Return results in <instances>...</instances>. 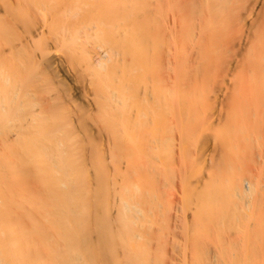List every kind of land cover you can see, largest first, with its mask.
Instances as JSON below:
<instances>
[{
	"label": "rangeland",
	"instance_id": "obj_1",
	"mask_svg": "<svg viewBox=\"0 0 264 264\" xmlns=\"http://www.w3.org/2000/svg\"><path fill=\"white\" fill-rule=\"evenodd\" d=\"M11 1L15 2V6H12V10V7H8L10 11L16 10L17 13L18 9L22 8L21 16L24 17V20L18 18L23 22L21 27L18 26L19 29L13 24L9 29L11 38L15 41L27 38L36 21L50 22L52 17L56 18L57 26H61L62 32V25L80 11L67 10L69 0H61L64 7L63 4L60 5V0V3L57 0H20L21 3L19 0ZM174 1L162 0L160 3L161 0H146L142 3V0H135L137 6L151 4L150 9L136 10L145 12L143 14L131 13V9H121L119 2L117 6L109 4V9L106 7L107 14L109 12L110 15H117L116 17L122 12L118 19L119 24L123 23V29L117 30L113 25V38L115 36L120 40H126L128 31L133 28L134 17H138V14L148 17L143 18L147 25L150 23V45L146 46L145 50L140 47L141 52H144H138L141 58L147 59L144 63L139 58L143 65L136 60L139 55L134 57L130 54V48L127 52L124 50L126 48H123L125 52L116 53V59L108 55L104 57L106 48L110 45L112 48L116 47L107 41L110 33H104L106 36L97 34L95 30V35L90 39L84 38V44L76 50L70 47V37H64L61 41L57 38L54 44L61 42L60 48L64 50L65 53L62 52L66 55L65 60L67 59L69 67L71 66L72 77L84 85L83 91L68 93L71 91L70 88L67 89L69 82L62 84L66 80L60 82V79H55L43 64L39 53L50 43L53 44L57 37L53 36L55 32L52 29L37 37L33 45L24 46L26 53L23 51L24 53L19 54L23 59H18L20 69L17 65L18 68L15 66V69L18 70H13L15 63L10 65L12 69L10 66L8 68L12 76L13 90L16 88V91H19L13 111L7 112L4 119L7 123L2 120L3 124H10L12 127L14 124L11 122L18 121V114H28V117L35 110L38 112L36 118L39 116V122L42 121L41 126L37 125L40 128L38 137L40 134L41 137L44 134V138L46 135L56 137L61 128L65 132L62 138L72 137L73 149L84 157V163H78V167L82 164L83 172L86 171L90 176L88 186L92 185L91 190L95 191L96 198L102 194L99 206L103 205L104 209L99 224L104 222L102 227L107 225L105 231L103 230L104 235L107 230L106 236H102L108 240L102 241L107 243L109 250L108 253L107 249L104 252L107 257L112 258L111 264H115V261L117 263L119 257L123 262L118 261L123 264H264V89L251 84L256 77L258 80L260 71L263 70L259 69L258 62L262 55L264 56V0H213V4L217 3L216 6H212V0L208 1L209 6L205 0ZM57 5L63 7L62 11ZM206 6L210 11L207 12ZM210 6L215 7V10ZM55 11H59L57 16L53 15ZM32 14L35 15V22L30 21ZM212 27L218 30L214 39L209 37L214 30ZM179 30L186 32L183 37ZM100 38L104 39L103 42ZM178 43L184 47L181 46V49ZM210 47L213 48V53ZM182 51L185 54H182ZM23 54L27 55L24 57ZM22 61H25L24 69L21 68ZM125 69L128 74L131 69L132 71L128 75ZM109 70L114 72L113 76L118 77L116 81L120 80L117 83L118 89L115 86L110 87V82L114 79L111 74H106ZM261 73L264 77V71ZM101 78L108 80L102 81ZM105 83H108L107 86ZM9 88L12 90L11 85ZM110 95L117 99L113 97V100H110L106 97ZM86 96L98 103L92 101V105L90 101V105L87 101L86 105V100L82 99ZM13 114L17 117L14 118ZM9 116L11 120L8 119ZM29 118L25 120L28 122ZM29 122L25 124L30 125L31 121ZM1 123L0 126L3 127ZM33 125L32 128L28 127L31 132H28V136L34 133L30 131V128L34 130L36 127ZM132 141L137 146L139 142L142 143L139 146L140 151L130 147ZM0 147L2 149L3 144ZM5 153L6 151L2 154ZM15 154H9V162L13 166L16 165L15 162L18 164V159H22ZM14 155L16 158L13 159H17L15 162L13 159L11 161ZM32 155L29 165L25 163L26 167L23 169L17 165L14 168L22 171L26 168L29 173L26 183L33 181L28 184L30 188L35 184L37 185L34 187H40L35 188V192L33 189H30L33 192L29 191V195L33 194V202L42 199L48 201V197L44 196L46 189L47 193L51 191L52 196L51 181L46 180L49 177L45 171L44 175L39 174L41 177L36 175L38 172L35 170L34 174L33 169H38L39 165L31 160L35 159ZM20 161L24 162V159ZM64 175L61 174V177ZM43 179L44 182L41 181ZM250 180H253V183L259 180L261 195L254 189L246 199L238 197L236 206L232 205L229 192L234 193V187L241 184L240 182L248 183ZM38 181L44 183V186L46 184L44 196L43 191H40L43 185ZM77 182L73 187L68 183L61 188L65 197L68 189L73 188L68 192L77 194L75 188L80 181ZM130 186L132 190L128 192L126 188ZM79 187L78 195L74 196L75 200V197L80 195ZM28 188L24 190L28 191ZM68 192L66 203L61 200L63 205H67L69 201ZM38 193L41 195L38 196ZM83 197L87 199L86 196ZM122 199L129 200L131 208L128 211L123 208L125 206ZM43 201L39 202L41 206ZM245 202H249L250 207ZM60 204L62 206V203ZM112 209L114 213H109ZM224 209H230V212L236 210L238 213L233 212V215L229 212L230 214L222 215L221 211ZM75 215L76 213L70 216L75 220ZM74 220L71 221L74 223L71 226L75 236L78 230H75L77 227ZM73 235L70 238L74 243L76 237ZM79 241L76 242L79 243L78 248L84 239Z\"/></svg>",
	"mask_w": 264,
	"mask_h": 264
},
{
	"label": "bare ground",
	"instance_id": "obj_2",
	"mask_svg": "<svg viewBox=\"0 0 264 264\" xmlns=\"http://www.w3.org/2000/svg\"><path fill=\"white\" fill-rule=\"evenodd\" d=\"M29 1L31 2V0H29ZM33 1L38 2L37 0H33ZM57 1H55L54 4H56ZM69 1H70L69 4H68V1L66 2L68 4V7L66 8L67 10L72 9L71 11H73V10H79L80 9V11H81V9H82V12H80V11L76 12L74 15H72L73 17L71 18V20H69L67 23H64V25H62V27H64L63 31H62L63 34L60 31L61 26L60 27L57 26V23H56L57 20L55 17H52L50 22H48V20H47V22H45V23H42V21L37 23L36 20H35L36 22L33 20V18H35L33 16H35V15L32 14L30 21L35 22V25L31 27V28L34 27L33 29H30V30L28 29L29 31L32 30L31 34L28 35L27 38L25 37L24 39L21 38V39L15 41L14 39L11 38L12 33L11 34L9 33L10 32L9 29H11L10 27H12L11 26L12 24H13V26L17 25V27L22 26L23 22L21 21L22 22V24H21L20 19L18 20V18H21V20H24V17L21 16L22 15L21 14L22 8H19L18 11L19 10L20 11L19 12L17 11V13H15L16 10H13L14 12H12V11H10V8L15 4V2H12L11 0H9L8 2H7V0H0V123L2 122L1 125H3V127L0 126V134H1V136H0L1 145L0 146H2V144H3L2 149L3 150L5 149L4 152L6 151L5 154H2V153H4L2 151L0 152L1 153L0 156H2L0 158V264H111V262H112V258L107 257L106 252H104V250L107 249V247H106L107 243L103 242V241L104 240L107 241L108 239L106 240L103 238V236H106V232H107V230H106V232H104L105 233V235H104L103 230L105 231V228L107 225L102 227V224L104 222H101L99 224V222L101 221L100 218H102L101 214L103 215L102 209H104L103 205H101V207L99 206V203L101 202L102 194H99L98 195L99 197L97 199L95 191L93 192V190H91L92 185L88 186V180H90V176L87 175L86 171H85L86 174L83 172V170H82L83 166H81L82 164H80L81 169H80V166L78 167V165H79L78 163H84V157L81 156V154L78 153V151L73 149L74 140L71 139L72 137L69 139H65L64 137L62 138V136H63L62 134L65 133L64 129L61 130L62 128L59 129L58 133L56 132L57 133L56 137L52 138V137H49L46 135V137L44 138L43 137L44 134L42 137H41L42 134H40V136L38 137L37 136V135H39L38 130H40V128H38V127L41 126L40 124L42 123V121L39 122V119H40L39 116L37 117L38 119L36 118L38 112L35 110L29 114L30 116H28V117H30L29 121H31V124L33 122V124L36 126V127H34V125L32 124L34 127V130H31V128H32L31 124H30L31 126L25 124V122L30 123L29 121L28 122L26 121L27 120L26 118H28L27 113H26L27 115L24 116L21 112V114L23 116L18 114L19 118L17 117V115L14 116V114H13L14 118L17 117L18 121L16 120L17 122L13 123V120H12L11 124H14L12 127L10 126V124H9L10 127L7 124H5V126H4V124H3L4 122L2 121L6 118V114H8L7 112H9L10 110L13 111L14 103H15V100H16L17 95H18L17 92L19 91V90L16 91L17 90L16 88H15V91L13 90L12 76L10 75L9 69H8L9 66L10 65L12 66L15 63V65H13V68H14L13 70L17 71L18 69H20V66L18 65L19 64L18 59H23L22 57L20 58L21 55H19V54L25 52L23 47L28 45V44L33 45L34 43H36L37 37H39L42 34L44 35V33L50 31V29H52L55 32L53 36H55V37L57 36L56 40L53 41V44H51V43L49 44V42H48L49 45L47 44L48 45L47 48L42 50V52H40V53L38 52V53H39V56L42 58L43 64L46 66L49 73L55 79L56 78L60 79L59 80L60 82L63 80H66V82L63 81L62 84L69 82V84H68L69 87H67V89L70 88L71 91L68 93H71V94L73 91H75V92H79L80 90L83 91L82 88H84V85L82 86V83H79L80 82L79 80L72 77L73 74H72V71L70 69L71 66L69 67V65L67 63V59L65 60L66 55H63L64 50H62L60 48L61 42H59V44H54V43H56L57 38L60 39V41H61L64 37H67V38L70 37L68 39L69 42L71 43L70 47H72L73 50H76L79 47L80 48L82 47V45L84 44V43L82 44V41H84V38L90 39L92 36L95 35L94 34L95 30H97V34L98 33H102V34L110 33L111 38L108 36L107 38L109 40L107 38L106 39H107V41L112 43L114 46H116L115 47L116 49L112 48V45H110V47L105 49L103 56L107 57V55H108V57H111L112 59L117 58V57L115 58V56L118 55V54L116 55V53H120V52L123 53L126 50H129L128 48H130V52H131V53L130 52L129 53L132 54L133 56L139 55L138 52H141V50H142V48L140 50V47H143L144 48L143 50H145V47L150 45V40H151V37H150L151 33L149 32V28H150L149 24L150 23L147 25L146 20L143 18V17L146 18V16L140 15L142 13V11H140L141 9H150L149 8V6L151 5L150 3H149V6L143 5V7H142V6H137V4H135V3H137V2H135V0L134 1L133 0H69ZM94 1H96V3ZM205 1L208 2L209 0H205ZM60 2H61V0H60ZM118 2H119V5L122 7L121 9H124V8L131 9V13L135 12L134 14H137L140 12V14H138V17H134V19L132 21V24H134V25H132L133 28H132V30L130 28V31H128L126 40L116 39L115 36L113 38V31H115L113 29L114 26L117 28V30L123 29V23L119 24L120 19H118L122 12L120 13V15H118L119 17H116L117 15L116 16L110 15L109 12L107 14V12H106V7L108 8L109 4H115V6H117ZM133 2H134V4H133ZM143 2H146V0L145 1L142 0V3ZM207 2H206V4H207ZM19 3H21L20 0H19ZM97 3H98V5H97ZM122 3H124V4H122ZM160 3H162V0ZM174 3H175V1L173 2V4ZM209 3L210 2H208L207 6H209ZM220 3H221V1L219 2V4ZM8 4L9 5L11 4V6H9ZM61 4H63V7H64V3L61 2L60 5ZM139 4H141V3H139ZM144 4H146V3H144ZM163 4H165V2H163ZM37 5H38V3H37ZM60 5H57V6H58V9H60L62 11L63 7L61 8ZM214 5L216 6L217 3L215 4V2H214V4H213V0H212V6H214ZM8 7H10V8H8ZM13 7L11 8V10L14 9ZM65 7H66V4H65ZM35 8H37V7L35 6ZM207 8H208L207 9V12H208L209 7H207ZM210 8H211V6H210ZM214 8L215 7L211 8V9L215 10ZM116 9H120V8L116 7ZM137 9H140V10L136 11ZM221 9H223V8H221ZM67 10H65V11H67ZM58 12L59 11L53 12V15L57 16V14H59ZM81 13H82V15H81ZM143 13H145V12H143ZM203 13H205V12H203ZM16 14L19 15L20 17L19 16L17 17ZM174 14L175 13H173V15ZM175 16H176V14H175ZM210 16H211V14H210ZM178 18H179V16H178ZM173 19H174V17H173ZM211 22H212V20L210 21V23ZM36 23L38 25H36ZM53 23L56 25H54ZM182 24H184V20H183ZM53 25L55 28L58 27L59 29L56 30L53 27ZM204 25H206V24H204ZM213 25L215 28V26H216L215 23ZM19 27H18V29H19ZM200 28H202V27L200 26ZM182 29H185V28H182ZM90 30H91V32H90ZM53 31H51V33H53ZM209 31H211V30H209ZM59 32H61V33H59ZM179 32H180V30H179ZM217 32H218L217 29L212 30V33L210 34L212 37L209 36L210 39L216 38V36L218 35ZM180 33H182L181 35L183 37V35L186 32H180ZM104 35H106V34H104ZM175 35H176V33H175ZM177 35L179 36V33ZM181 35H180V37H181ZM189 35L190 34H188V36ZM9 37L12 40H10ZM101 39L102 38H100V40ZM103 40L104 39H102V42H103ZM177 40H179V37ZM211 41H213V43L216 44L214 42V40H211ZM104 42H106V41H104ZM109 42H108V45H109ZM125 42L127 44H125ZM179 44L180 43H178V45ZM182 44H183V41H182ZM181 46L184 47V45L180 44V48H181ZM208 46H211V45H208ZM119 47L120 48L122 47V48L120 49ZM57 48H59L60 49L59 51H61V52H59ZM123 48H126V49H124L125 51L123 50ZM210 48H212V47H210ZM121 50H123V51H121ZM212 50H213V48H212ZM184 51H182V54L183 53L185 54ZM73 52H75V51H73ZM142 52H144V51H142ZM213 52H214V50L212 51V53ZM25 55H27V54H25ZM25 55L23 54L24 57H25ZM35 56H36V54H35ZM212 56H213V54H212ZM27 57L28 56H26V58ZM67 57H68V54H67ZM26 58H24V59H26ZM139 58L142 59L143 62L147 60V59L145 60L144 58H141V56L139 55L136 60H138L140 62V65H143V64L141 63ZM198 58H199V56H198ZM28 59H29V57H28ZM203 59H204V57H203ZM37 60H39V59L37 58ZM263 61H264V56L262 55V57L259 59L258 63L260 65L259 69L261 70V68H262L263 70L260 71V75H259L260 77L258 78V80H257V77L255 76L256 80L254 81V79H253V81H251L252 82L251 84H254L258 87H261L260 89H264V77L261 75V74H263L261 72L264 71V66H263L264 62ZM24 62L22 61L23 64H21L22 69H24V67H25ZM117 62L115 63V67L117 66L116 65ZM17 65L19 66V68ZM15 66L18 68L17 70L15 69L16 68ZM11 69H12V67H11ZM124 71L126 73L128 72V71H126V69ZM130 71H132V69ZM130 71H129V74H130ZM109 72H110V70H109ZM109 72L107 71L106 74H108V75L111 74V76L115 75V74H113L114 72H110V73ZM102 74L105 75V73H102ZM127 74H125V76H127ZM21 75H22V73H21ZM52 76H51V78H52ZM111 76H109V77H111ZM131 76H132V74H131ZM106 77H107V75H106ZM114 77L115 76L111 77L114 79L113 82L109 81L111 83L110 87L115 86L116 89H118L117 83L120 80L116 81L115 79L118 77H115V78ZM101 80L107 81L108 79H102L101 78ZM106 81H104V82H106ZM104 82L102 84H104ZM107 84H106V86H107ZM10 85H11L12 90H10V88H9ZM16 85H17V83H16ZM99 85H101V82H99ZM27 86H29V84ZM110 87L108 86L109 89L107 88V90H108L107 95H109ZM104 88L105 87H103V89ZM21 93H23V92H21ZM68 93L66 95H68ZM112 95H114V92ZM112 95H110V97L109 96H106V97H108L110 100L112 98V100H113L114 96H112ZM20 96H22V95H20ZM27 99H28V97H27ZM82 99L86 100V105L90 101L91 102L94 101V99L91 98L92 99L91 100L89 98V96L83 97ZM109 99H108V101H109ZM114 99H117V98L114 97ZM87 101H88V103H87ZM94 102H97V101H94ZM94 102H92V105L94 104ZM24 103H26V102H24ZM84 103H85V101H84ZM18 107H19V105H18ZM109 107H111V106H109ZM15 109H16V107H15ZM23 109H24V107H23ZM18 112H20V111H18ZM10 118H11V116H9L8 119H10ZM4 121L6 122V120H4ZM43 124H44V122H43ZM37 125H38V127H37ZM28 127H31L30 131H32V133L34 132L35 134L33 133L32 136H28V132H29ZM42 127H43V125H42ZM1 128H3V129H1ZM29 133H31V132H29ZM47 137H49V138H47ZM129 142L130 141L128 140V143ZM135 142H136V140H135ZM136 143H134V141H132L130 143V144H132V145H130V147H132L134 150L139 149L140 148L139 146L142 145L141 142L138 143L139 146H137ZM96 147L98 148L99 145L98 146L96 145ZM2 149L0 147V150H2ZM146 149H145V151H146ZM139 151H140V149H139ZM11 152L13 154L16 153L18 155V157L20 156V158H22V159H18L19 162H22L20 160L24 159V162H22L23 165H21L22 163L19 164V162H18V164H19L18 165L17 162H15L17 159H15V160L13 159V158H16L15 157L16 154L14 155V157H11V161L14 160L17 167L18 166L22 167L21 169H23V167H26V165L30 164L29 163L30 157H31L30 155L33 154L32 157H35L36 160L34 158H32L31 160H34L35 161L34 163L36 164V162H37L39 165L38 166L39 170L33 169V171L35 170L38 172V174H36L37 176L39 174L44 175L43 173L47 172L46 175H48L49 178H47L46 180L51 181L50 185L52 186V189H53L52 190L53 199H52V196L50 195L51 191H50V193H47L48 190L45 187L46 184L44 186V183L42 184L38 181L40 183V185L41 184L43 185V189L42 188L40 189V191L41 190L43 191L42 196H44V187H45L46 194L44 197L47 196L48 201L47 200L43 201L44 199H42V197H41V199L44 203V204H42V206H41L42 201L40 200V198L38 199L40 201H37V198H36L37 202L32 201L31 197L33 194L29 195V191H30V189H33V191L35 192V188H37V187H34V186L37 184H35L34 186L30 185V186L34 187V188L33 187L30 188L28 185L30 182L26 183L27 180H29L28 170H25L26 168L23 171L21 169L18 170L19 167L17 169H15L14 166H16V165L13 166L12 163L10 164L9 154H12ZM160 154H161V152H160ZM25 156L28 158H26ZM23 157H25V158H23ZM82 158H83V161H82ZM25 163H26V165H25ZM8 165L10 166V169H8V167H9ZM6 166H8V167L6 168ZM12 166H13V168L11 169ZM42 166H44V167H42ZM81 170H82V172H81ZM35 171H34V174H35ZM39 171L41 173H39ZM60 172H62L61 174H63V175L65 174L64 176H62L64 178L61 177ZM33 175L30 176V178L33 177ZM35 177L36 176H34V178ZM42 178H44V176ZM76 180H78V182L80 181L79 184H77L78 182ZM30 181H32V180H30ZM41 181L44 182V179ZM49 181H47L46 183H48ZM75 182H77L76 183L77 185L75 188V193H77V194H72V193H70L71 191L68 192V190H72L73 188L68 189L66 191V197H68L67 192L69 193V196L71 197V195H72V197H71V199L69 197V201L67 202V205H63V202L66 203L65 201H66V199L68 200V198L65 197V193H63L64 191L62 189L64 188V186H67L68 183L70 184L71 187H73V185H75L74 184ZM32 183H33V181L30 184H32ZM83 183H84V185H83ZM240 183L241 184L234 187V190H233L234 193L229 192L230 198H231L230 203L232 205L236 206V203H237L236 198H238V197L242 196V197H244V199H246L245 197L248 196L250 193L254 192L255 190H258V192H256L258 194H259V192H262L261 186L258 185L259 180H257V182H254V183H253V180H250L248 183H246V181H242ZM27 185L29 188L26 187ZM110 186H111V184L109 182L108 187H110ZM50 187H47V188L50 189ZM77 187H79V190H80L79 196H81V197L76 196L75 197L76 200H75L74 196L78 195V188ZM82 187H83V189L86 190V192L82 189ZM130 187L126 188L128 192H130L132 190V187L131 188ZM24 188H28L27 189L28 191L24 190ZM39 188L40 187H38L37 189H39ZM227 190H228V188H227ZM33 191L31 190L30 192H33ZM40 193H42V192H40ZM40 193H38V196ZM81 194H84V195H81ZM36 195H37V193H36ZM260 195H261V193L259 194V196ZM83 196H86L87 199H85V197H83ZM34 198H35V196L33 197V200H34ZM72 199L74 200V202ZM71 200H72V202H71ZM84 200H87V201H84ZM122 200H124L123 205L125 206L123 208H125V211L126 210L128 211V209L131 208L129 200L128 199H126V200L122 199ZM39 202H41V203H39ZM58 203L59 204L62 203V206H61V204L59 205ZM68 204L69 205L71 204L70 207H68L69 206ZM245 204L248 207H250L249 202H245ZM43 205H45V206H43ZM59 206H60V208H59ZM62 207L64 208V210ZM65 207L68 208V210ZM109 209H111V208H109ZM135 209H134V211H135ZM111 212H113V209L109 210V213H111ZM229 212H230V209H229V211L224 209L221 211V214L227 215V213L228 214L233 213V212L235 214L238 213V212H236V210L235 211L231 210V212L230 213ZM74 213H76L75 220L72 219V217L70 216L71 214L74 215ZM234 213H233V215H234ZM72 220H74L76 223L75 225L77 228L75 230L76 231L78 230L77 231L78 234L77 235L75 234V236L73 235L74 233H72V232H75L74 230L72 231L73 228H72L71 224H74V223H72L73 222ZM102 228H104V229H102ZM118 232H120V231H118ZM102 234H103V236H102ZM72 235L74 236V238L76 237L75 238L76 241H74V243L72 242V240L70 238V236H72ZM79 235L81 236V239L82 238L84 239V241H82L83 239L82 240L80 239ZM130 235L131 234L129 233V236ZM77 237H78V240H77ZM116 239H115V241H116ZM77 241H79V242L82 241L81 242L82 245L80 243L81 247H79V248H78L79 243L78 244L76 243ZM104 243H106V244H104ZM74 244H77V245L75 246ZM129 245H130V243H129ZM73 246H75V248H73ZM103 247H105V249H103ZM82 248H84V249H82ZM108 250L109 249H107V253H108ZM118 255L120 256L121 253ZM119 258L120 259H118V260H121V257H119ZM170 259L172 260L171 257H170ZM118 260H117V263H116V261L114 263L115 264H123L122 260H121L122 262L118 261ZM124 260H126V259H124ZM175 260H176V258H175Z\"/></svg>",
	"mask_w": 264,
	"mask_h": 264
}]
</instances>
